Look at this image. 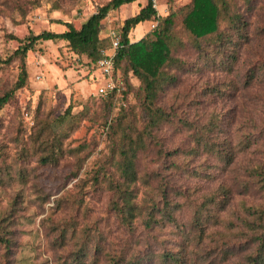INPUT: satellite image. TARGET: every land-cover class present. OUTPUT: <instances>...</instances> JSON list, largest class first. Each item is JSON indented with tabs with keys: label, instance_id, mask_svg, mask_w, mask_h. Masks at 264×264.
Here are the masks:
<instances>
[{
	"label": "rangeland",
	"instance_id": "374dc122",
	"mask_svg": "<svg viewBox=\"0 0 264 264\" xmlns=\"http://www.w3.org/2000/svg\"><path fill=\"white\" fill-rule=\"evenodd\" d=\"M107 1L0 0V96L14 87L24 62L27 71L24 85L0 107V232L9 241L7 248L0 239V264H252L264 253V0H254L246 13L247 40L235 60L209 68L186 54L193 44L180 7L189 0H160L161 16L176 11L173 53L183 58L179 83L160 103L174 101L201 126L217 117L215 150L222 153L193 152L190 130L176 120L154 131L159 143L144 133L136 166L152 178L148 185L136 182L137 203L152 197L162 207L160 177L153 174H165L175 189L168 192L173 218L156 212L161 221L150 227L140 217L126 226L114 208L107 181L112 143L94 63L64 42L40 41L25 58L14 54L32 33L61 31L65 22L79 28ZM227 1L244 8L243 0ZM144 3L125 4L101 21L107 52L110 30ZM148 30L149 22L139 23L130 39ZM130 81L139 85L134 76ZM212 84L220 94L206 90ZM129 103L125 119L132 130H146L136 97Z\"/></svg>",
	"mask_w": 264,
	"mask_h": 264
},
{
	"label": "trees",
	"instance_id": "16d2710c",
	"mask_svg": "<svg viewBox=\"0 0 264 264\" xmlns=\"http://www.w3.org/2000/svg\"><path fill=\"white\" fill-rule=\"evenodd\" d=\"M138 0H108L98 9L90 14L79 28H75L69 22H65V29L61 31L42 30L37 34H30L26 41L21 43L14 54L24 56L31 50L35 43L40 41L64 42L76 54L85 55L89 62H95L100 55V50L106 46V39L100 38L101 21L112 10L119 9L125 4L133 3ZM171 1V0H170ZM244 8L237 3L227 0H189L181 10L180 23L182 28L191 36L193 49L191 53L196 60L204 63L205 68L215 66H226L232 63L237 55L241 43L247 40V20L246 13L252 10L254 0H243ZM176 11H170L164 15H157L152 8L151 0H145L144 4L138 5V10L131 16L123 19L120 28V45L113 56L115 74L120 75L124 80L122 92L112 91L102 97L104 126L107 128L108 138L112 143L110 154L107 157L112 173L107 174L108 187L114 194V208L118 211L123 224L131 227L136 217H140V222L147 227L159 223L155 217L156 212H161L160 217L173 218L168 206L174 205L169 199L170 194L175 189L165 178V174L153 178L158 179L160 200L152 197L137 203L138 190L136 182L140 181L148 185L152 178L151 174L140 175L136 166L138 154L146 149L145 135L154 141L158 138L154 131L160 129L162 124H174L175 120L183 127L190 130V138L194 141L193 152L199 147L214 151V154L221 156L220 149L215 150L218 145L217 120L210 121L201 126L193 120L179 113L174 101L169 106L160 103V97L168 88H173L179 83L177 69L183 58L181 55H174L173 47L178 42L174 34V19ZM141 22L153 23L149 30L139 39H130L131 30ZM108 38V37H107ZM111 45V40L109 38ZM207 66V67H206ZM205 68L196 67L197 71ZM120 70V74L117 70ZM27 71L24 65L20 67L18 79L14 87L0 96V107L11 97L15 89L24 85ZM136 77L139 85L134 87L130 77ZM250 78V77H249ZM206 90L211 94H220L221 90L215 85L207 86ZM135 96L140 104L141 111L146 119L145 129L142 132L132 130L131 123L125 119L129 108V98ZM176 128H180L179 126ZM167 155H175L176 150L167 152ZM173 168L178 164L171 159ZM116 175V176H114ZM264 215V211L260 215ZM199 219L196 218L197 227H200ZM0 239L9 248L8 238ZM262 243L263 240L261 239ZM167 258V257H166ZM252 264H264V253L258 254ZM173 259V258H171ZM170 259V260H171ZM111 264H118L112 261ZM131 264V263H130ZM132 264L133 261H132Z\"/></svg>",
	"mask_w": 264,
	"mask_h": 264
},
{
	"label": "built area",
	"instance_id": "2783aa9c",
	"mask_svg": "<svg viewBox=\"0 0 264 264\" xmlns=\"http://www.w3.org/2000/svg\"><path fill=\"white\" fill-rule=\"evenodd\" d=\"M151 5L157 12V15H160V0H151ZM162 10L165 11V9ZM153 25V23L149 24L150 27H153ZM108 36L111 40L110 46L112 51L107 52V50L101 49L99 57L94 62V68L99 71V77H97V80L101 82L97 86V93L103 96L112 91L120 93L125 87L123 78L120 75L115 74L113 65V56L120 45L121 33L117 29H111Z\"/></svg>",
	"mask_w": 264,
	"mask_h": 264
},
{
	"label": "crops",
	"instance_id": "0c3cea01",
	"mask_svg": "<svg viewBox=\"0 0 264 264\" xmlns=\"http://www.w3.org/2000/svg\"><path fill=\"white\" fill-rule=\"evenodd\" d=\"M132 40V39H131ZM132 41H135V40H132Z\"/></svg>",
	"mask_w": 264,
	"mask_h": 264
}]
</instances>
